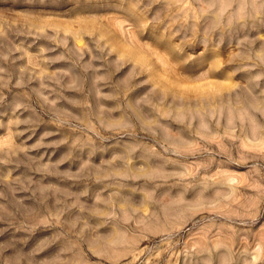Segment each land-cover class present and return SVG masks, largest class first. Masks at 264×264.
I'll return each instance as SVG.
<instances>
[{
	"label": "rangeland",
	"instance_id": "1",
	"mask_svg": "<svg viewBox=\"0 0 264 264\" xmlns=\"http://www.w3.org/2000/svg\"><path fill=\"white\" fill-rule=\"evenodd\" d=\"M0 264H264V0H0Z\"/></svg>",
	"mask_w": 264,
	"mask_h": 264
}]
</instances>
